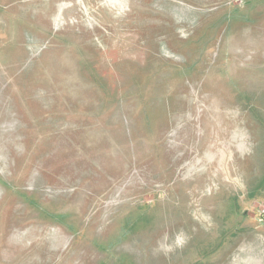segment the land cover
I'll list each match as a JSON object with an SVG mask.
<instances>
[{
    "label": "rangeland",
    "instance_id": "374dc122",
    "mask_svg": "<svg viewBox=\"0 0 264 264\" xmlns=\"http://www.w3.org/2000/svg\"><path fill=\"white\" fill-rule=\"evenodd\" d=\"M264 0H0V264H264Z\"/></svg>",
    "mask_w": 264,
    "mask_h": 264
},
{
    "label": "built area",
    "instance_id": "2783aa9c",
    "mask_svg": "<svg viewBox=\"0 0 264 264\" xmlns=\"http://www.w3.org/2000/svg\"><path fill=\"white\" fill-rule=\"evenodd\" d=\"M259 215L264 216V206H262L259 210Z\"/></svg>",
    "mask_w": 264,
    "mask_h": 264
}]
</instances>
